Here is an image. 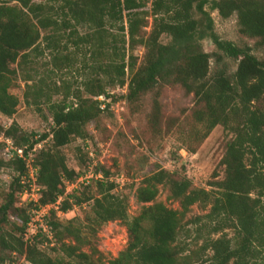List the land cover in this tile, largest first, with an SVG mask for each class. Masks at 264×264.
<instances>
[{"label": "trees", "instance_id": "1", "mask_svg": "<svg viewBox=\"0 0 264 264\" xmlns=\"http://www.w3.org/2000/svg\"><path fill=\"white\" fill-rule=\"evenodd\" d=\"M146 3L147 0H0L2 115L11 118L18 105V99L8 92L17 74V62L26 61L32 53L39 56L51 50L55 51L52 66L57 68L68 66L75 56L84 53L81 49L89 53V63H83L89 69L83 84L88 96L74 94L76 102L70 104L65 100L50 103L48 133L26 134L12 122L1 128L0 135L11 138L17 147H24L25 153L39 142L47 139L51 142L49 148L33 153V165L37 167V183L42 188L39 204H53L65 195L66 185L85 173L69 168L60 149L72 139H85L86 125L107 110L109 105L95 98H110L108 87L126 85V99L135 100L158 85L179 84L193 96L192 117L202 125L203 136L216 126L231 135L220 160L223 180L212 185L217 190L215 195L193 188L186 177L172 179L166 172H155L137 189L136 200L142 207L136 216L128 219L125 203L114 193L115 182L107 178V171L98 167L96 170L100 171L96 174L101 173L102 178L93 185L96 195L66 194L59 210L65 216L74 206L88 203L91 220L96 225L124 223L127 246L107 264H264V59L258 60L248 47L239 48L219 39L205 10L209 5L223 19L235 14L239 33L264 45V0H154L153 25L145 36L147 14L142 9ZM193 11L201 16L200 20L193 18ZM81 30L85 31L82 35ZM162 35L169 36L170 42L159 43ZM205 37L210 38L219 52L216 62L226 58L237 63L232 75L217 70L209 76L211 56L200 46ZM40 42H44L43 49ZM62 44L63 48L69 46L74 51L63 55L58 51ZM138 46L144 49L140 65L133 53ZM85 58L86 53L79 62ZM3 147L0 142L1 154ZM87 154L84 157L90 161ZM23 164L21 160L6 161L3 157L0 167L21 170ZM159 184L168 187L170 197L178 201L179 210L153 203ZM8 186L5 201L0 204V250L23 256L26 263L21 264H103L80 251L86 243L81 228L62 225L53 210L50 224L54 242L51 245L46 240V245L56 246L67 258L76 261L48 257L40 249L44 241L24 243L21 234L28 213L26 208L18 206L22 187L17 179ZM208 203L211 208L204 218L210 222L209 233H221L233 221L234 245L220 235L203 240L198 249L181 256L183 250H176L173 244L183 219L191 206ZM9 218L16 224L17 235L3 231ZM192 220L197 224L201 217ZM211 222L215 225L211 226ZM61 235L72 237L76 244L60 243ZM206 250L212 253L208 259L192 262L193 253Z\"/></svg>", "mask_w": 264, "mask_h": 264}, {"label": "rangeland", "instance_id": "2", "mask_svg": "<svg viewBox=\"0 0 264 264\" xmlns=\"http://www.w3.org/2000/svg\"><path fill=\"white\" fill-rule=\"evenodd\" d=\"M152 1L154 0H147L145 8L142 9L147 14L145 28H143L145 36L149 34L153 25ZM205 10L212 20L213 32L219 39L229 41L239 48L248 47L251 54L258 60L264 59V45H260L258 39L247 38L239 33L235 14L223 19L216 11L211 10L209 5L205 6ZM192 16L196 20L201 19V16L194 11ZM84 32V30L79 31L81 35ZM169 42V36H160L159 43ZM200 46L211 56L209 76L217 70H223L228 75L235 72L237 65L235 61L223 58L216 62V55L219 52L209 37L203 38ZM42 47L44 42H40V49ZM63 47L62 44L58 49L63 55L74 51L69 46ZM81 51L84 53L75 56L68 66L64 64L57 68L52 66L51 58L55 51L51 50H45L39 56L32 53L26 61L17 62V74L8 92L18 99V105L11 118L0 113V131L3 126L8 127L14 122L26 134L48 133L51 128V115L48 110L50 103L64 100L68 104L75 103L74 94L87 97L83 84L88 78L89 69L83 63H89L87 61L89 53L85 48ZM85 53V60L82 63L79 62ZM133 53L137 57V65L142 64L144 49L135 47ZM126 78L129 79L127 70ZM39 91H41L40 95L37 94ZM107 91L110 98L102 96L100 99L99 96L95 99L105 101L109 107L107 110L104 109L96 120L86 125V138L72 139L68 145L60 149L69 168L82 174L85 172L84 175H94L100 171L96 169L102 167L104 171H107L108 179L114 181L117 178L114 193L125 203L128 219L136 216L142 207L136 200L137 189L144 186V179L155 172H166L172 179L186 177L191 181L193 188L203 189L215 195L217 190L212 185L223 180V167L220 165V160L231 135L223 127L216 126L207 136H203L202 125L196 123L192 117L195 107L191 94L179 84L174 83L158 85L135 100L126 99L128 94L126 85L122 88L108 87ZM40 146V149H47L51 146V142L47 139ZM85 153H88L90 161L84 157ZM0 162H3L1 151ZM7 168L5 165L0 167V204L5 201L9 191ZM121 175L123 178H120ZM87 181L88 183L76 184L75 188H68L66 185L65 193L74 192L85 197L95 196L96 191L93 185L96 179L92 177ZM156 188L157 194L153 203H160L168 209L179 210L178 201L170 197L166 185L159 184ZM262 199L264 201V198ZM89 205L87 203L74 206L65 216H60L59 220L62 225L69 224L71 227L81 228L82 235L86 237V243L80 247V251L89 255L93 261L107 264L125 249L128 234L121 221L108 222L101 226L93 223ZM210 208L209 203L195 204L190 207L173 244L176 250H183L181 256L189 255L190 251L198 249L203 240L215 239L220 235L230 239L234 245L233 221H229V226L221 233H209L210 222L204 216L209 213ZM11 213L14 214V212ZM194 217H201V220L194 224L192 222ZM213 225L215 222H211V226ZM15 226V222L9 218L8 223L3 226V231L17 235ZM60 239V243L76 244L72 237L61 235ZM40 249L52 259L76 261V258L72 260L67 258L59 248L56 249V246L51 248L48 244ZM193 254L195 256L193 255L192 262H196L208 259L212 253L206 250ZM0 259H3L2 264L26 263L23 256L12 254L8 250H0Z\"/></svg>", "mask_w": 264, "mask_h": 264}, {"label": "built area", "instance_id": "3", "mask_svg": "<svg viewBox=\"0 0 264 264\" xmlns=\"http://www.w3.org/2000/svg\"><path fill=\"white\" fill-rule=\"evenodd\" d=\"M0 142L4 144L2 155L6 161L21 160L24 163L21 170L7 169V184L9 185L15 179L18 180V184L22 187V191L18 194V206L26 208L28 213V221L24 232L21 234L22 241L28 245H33L41 240L44 241L42 245L44 246L47 240L53 245L54 232L50 224V212L52 210L55 211L56 217L64 216L59 207L64 200V196L68 193L66 192L64 196H59L53 204L41 206L39 199L42 188L37 183V167L33 165V153L41 148V142L34 145L27 153H25L24 147L15 146L11 138H6L2 134L0 135ZM92 177L99 180L102 178V175L101 173L81 175L74 183H69L67 187L75 188L76 184L88 183L87 180ZM120 178H123V176L121 175ZM111 181L113 180L111 179ZM114 182H118L117 178ZM68 188L67 190H70Z\"/></svg>", "mask_w": 264, "mask_h": 264}]
</instances>
